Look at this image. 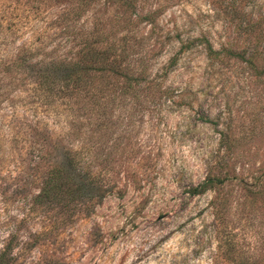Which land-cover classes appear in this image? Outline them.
<instances>
[{"label": "rangeland", "instance_id": "obj_1", "mask_svg": "<svg viewBox=\"0 0 264 264\" xmlns=\"http://www.w3.org/2000/svg\"><path fill=\"white\" fill-rule=\"evenodd\" d=\"M247 1L246 13L264 14V0ZM73 3L0 0L5 61L37 35L46 51L64 43L66 51L99 18L112 39L127 34L130 69H145V81L122 99L119 77L103 78L102 85L114 82L106 128L94 137L90 156L80 143L68 145L80 150L90 174L78 207L65 209L33 203L40 185L33 124H46L59 142L66 123L80 115L76 124L87 139L95 116L78 111L85 92L73 99L72 110L59 104L57 113L36 114L31 87L11 88L6 81L11 95L0 107L3 264H264V34L259 41L249 37L246 17L227 14L218 0H138L132 20L157 11V26L152 31L143 21L128 33L129 12L100 0L65 30L57 17ZM202 36L214 49L230 48L240 57L211 64L196 41ZM189 40L193 46L181 50ZM254 44L257 72L245 62ZM60 153L52 159H62ZM207 177L221 183L200 195L187 193Z\"/></svg>", "mask_w": 264, "mask_h": 264}, {"label": "trees", "instance_id": "obj_2", "mask_svg": "<svg viewBox=\"0 0 264 264\" xmlns=\"http://www.w3.org/2000/svg\"><path fill=\"white\" fill-rule=\"evenodd\" d=\"M100 0H77V3L63 12L57 19L66 22L65 30L75 27L83 14L89 12L91 6ZM224 3L225 12L231 16L242 15L246 17V23L243 31L257 41L264 34V14L257 15L245 12L247 0H218ZM111 4L120 5L125 12H129L127 33L131 29L139 26V23L146 21L153 28L157 26V11H147L136 20L132 16L136 15L138 0H109ZM161 10V9H160ZM159 10V12H160ZM69 16V17H68ZM99 18L94 20L92 26L88 28L87 35L75 41L74 46L65 51L66 43L46 51V45L37 35L33 43L28 41L26 44L14 49V56L10 61H5V57L0 53V107L9 100L10 92L5 91L6 81L10 80L9 87L15 88L19 84L31 87L33 90V111L57 113V106L60 104L66 110H72L74 98L79 92H85L86 104L78 107V111L83 114L95 116L91 121L90 135L85 139L80 126L76 124L80 115L71 117V121L66 123L68 131L65 133L63 141H57V137L45 126H41V121L37 120L33 124V157L37 170L36 180L40 183L38 192L33 197L34 204L47 203L56 208L65 209L70 206L78 207L77 200L80 198L87 177L85 164L78 158L80 150H73L68 145L73 142L80 143L81 149H86V154L90 156L93 144L96 141L94 137L100 135V132L106 128L102 121L107 117L105 108L112 101L109 99L108 92L112 91L111 86L114 82L104 81L117 75L119 81L117 87L119 97L125 99L126 96L136 89L142 81H145L144 70L133 72L129 65L126 53L130 50L127 34L120 38L112 39L110 33H105L101 28ZM0 25V32L2 31ZM72 35L67 37L66 42ZM3 40L0 39V46ZM206 59L211 64H224L225 58L240 57L239 53L230 48H221L216 50L204 36L200 40ZM195 41L189 40L182 44L181 50L189 49ZM152 46V45H151ZM258 44L250 47L248 58L245 59L248 67L257 72L260 61ZM65 51V53H61ZM61 53V54H60ZM60 54V55H59ZM141 63L143 61H140ZM131 68V69H130ZM132 71V73H131ZM258 75V74H257ZM116 90V91H117ZM66 100V101H65ZM65 102V103H63ZM98 120V121H97ZM43 127V128H40ZM86 140L89 145H86ZM66 143L67 146H65ZM84 149V150H85ZM60 150V151H59ZM61 152L63 157L59 161L52 159L53 154ZM221 183V180L215 177H207L205 180L188 189L187 193L196 196L212 189L215 184ZM0 264L3 259L0 257Z\"/></svg>", "mask_w": 264, "mask_h": 264}]
</instances>
